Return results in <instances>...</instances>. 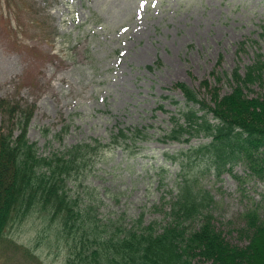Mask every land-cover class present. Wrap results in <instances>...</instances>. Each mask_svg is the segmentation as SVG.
Listing matches in <instances>:
<instances>
[{
	"label": "rangeland",
	"instance_id": "obj_1",
	"mask_svg": "<svg viewBox=\"0 0 264 264\" xmlns=\"http://www.w3.org/2000/svg\"><path fill=\"white\" fill-rule=\"evenodd\" d=\"M33 1L56 36L45 43L31 30V39L8 35L0 16V98L33 107L26 135L38 153L91 138L110 142L118 127L146 132L129 146L113 143L100 150L94 164L69 183V192L100 198L96 212L102 219L115 216L126 224L142 213L165 222L174 180L188 176L212 196L208 210L225 239L245 244L242 213L256 208L264 215V179L242 161L219 172L199 157L182 164L179 150L207 138L173 140L164 132L185 107L175 83L209 101L203 80L212 84L217 73L236 66L243 73L257 52L264 53V0ZM217 86L220 94L231 89L225 79ZM244 91L257 95L261 87L252 83ZM166 153L178 157L165 159ZM41 220L36 212L9 229L38 259L0 245V264H63L64 248L49 241L54 224Z\"/></svg>",
	"mask_w": 264,
	"mask_h": 264
},
{
	"label": "trees",
	"instance_id": "obj_2",
	"mask_svg": "<svg viewBox=\"0 0 264 264\" xmlns=\"http://www.w3.org/2000/svg\"><path fill=\"white\" fill-rule=\"evenodd\" d=\"M3 15L8 35L31 39V30L33 37L53 38L54 29L41 18L33 0H0ZM263 72L264 53L257 52L243 73L236 66L230 73H217L212 84L203 80L201 86L206 88L209 101L200 99L185 83H175L184 94L185 107L178 116H171L173 122L164 136L185 141L198 135L207 138L179 150L182 164L199 157L219 172L242 161L264 179ZM223 79L231 89L220 94L217 83ZM252 83L261 91L249 96L244 87ZM32 109L30 105L23 107L18 99L0 98V245L21 249L25 258L38 259L32 248L18 243L9 233L12 225L26 222L37 212L45 226L54 224L48 229L49 241L64 248L63 264H197L203 260L211 264H264V215L256 208L244 211L245 225L240 230L248 241L231 243L212 221L208 210L212 196L188 176L174 180L175 193L167 200L165 222L146 220L142 213L126 224L115 216L98 217L100 198L91 194L84 200L69 192V183H75L94 164L100 150L113 143L129 146L146 132L138 127H118L110 142L91 138L41 155L26 135ZM177 157L165 154V159Z\"/></svg>",
	"mask_w": 264,
	"mask_h": 264
}]
</instances>
